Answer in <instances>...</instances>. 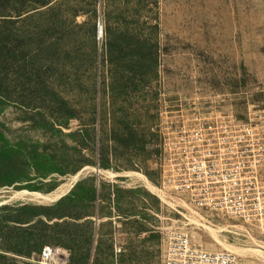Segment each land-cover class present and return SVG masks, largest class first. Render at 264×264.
Segmentation results:
<instances>
[{
	"label": "rangeland",
	"instance_id": "1",
	"mask_svg": "<svg viewBox=\"0 0 264 264\" xmlns=\"http://www.w3.org/2000/svg\"><path fill=\"white\" fill-rule=\"evenodd\" d=\"M66 1L81 11L64 14L75 26L57 72L41 59L39 92H18L17 68L12 92H0V145L22 159L44 152L39 167L0 187V221L65 215L43 218L65 220L47 244L66 250L67 264H163L172 229L204 250L233 252L238 264H264V150L253 149L264 136V0ZM69 106L81 114L63 125ZM79 129H89L90 149L67 136ZM85 156L96 164L79 165ZM195 182L245 216L194 207L174 186ZM70 183L57 200L17 194ZM195 219L227 228L213 234ZM17 257L39 264L38 255Z\"/></svg>",
	"mask_w": 264,
	"mask_h": 264
},
{
	"label": "trees",
	"instance_id": "2",
	"mask_svg": "<svg viewBox=\"0 0 264 264\" xmlns=\"http://www.w3.org/2000/svg\"><path fill=\"white\" fill-rule=\"evenodd\" d=\"M80 11L78 4H70L64 0H0V92L5 90L12 92V73L16 68L19 71V79L15 86L19 88L18 92H39L44 83L40 60H49L48 69L57 72L56 64L62 50L61 45L67 41L75 26L70 17L65 18L64 14L77 17ZM71 53V51L66 52L73 61L75 56H71ZM65 75L70 85L77 80L70 73ZM52 77L50 76L51 79ZM80 114L81 110L72 106L67 107L61 116L63 125H69L70 120L79 117ZM94 119L91 117L88 122L92 123ZM55 122L54 118L51 123L54 132L58 131ZM60 132L65 134L62 130ZM89 132V129H79L67 136L72 137L79 146L90 149ZM19 155L20 152L18 153L14 148L4 149L0 145V187L26 177L28 168L39 167V160L43 158L44 152L40 153L34 149L31 155L23 159ZM78 163L81 166L96 164L93 158L87 156ZM33 208L38 211L44 209L42 206H33ZM3 209L12 208L6 206ZM43 216L48 221H52L56 217L62 219L65 215H50L40 211L28 222V226L10 225L8 219L0 221V264H34L19 260L17 256L29 258L34 255L40 256L43 248L51 245L47 244V239L55 237L48 233L49 230L61 227L65 223L64 220L49 224ZM38 225L44 228L37 229ZM3 228H6V232L1 231ZM56 234L60 235L64 232L60 231ZM83 259L84 257H80L78 260Z\"/></svg>",
	"mask_w": 264,
	"mask_h": 264
},
{
	"label": "built area",
	"instance_id": "3",
	"mask_svg": "<svg viewBox=\"0 0 264 264\" xmlns=\"http://www.w3.org/2000/svg\"><path fill=\"white\" fill-rule=\"evenodd\" d=\"M99 34H103L104 29L100 24ZM254 145V143H253ZM253 149L264 150V136L257 137L256 146ZM219 180H217L218 182ZM195 183L186 186L175 184L179 191L188 190L191 194V202L194 207L199 209L224 211L230 217L245 216L242 212L234 210L229 202L231 199H210L203 190L197 191ZM212 188L215 186H211ZM116 253H121V246L115 247ZM69 253L59 247L46 245L43 248L37 262L39 264H67ZM163 264H238L237 255L230 251H207L193 243L190 233L186 230L172 229L166 233V244L163 250Z\"/></svg>",
	"mask_w": 264,
	"mask_h": 264
},
{
	"label": "bare ground",
	"instance_id": "4",
	"mask_svg": "<svg viewBox=\"0 0 264 264\" xmlns=\"http://www.w3.org/2000/svg\"><path fill=\"white\" fill-rule=\"evenodd\" d=\"M94 168V167H93ZM135 174H137L140 178L139 179H143L144 180V182H146V184H147V186H148V184L151 186V187H153V188H155L151 183H150V181L147 179V178H145L142 174H140V173H137V172H134ZM79 175H77V176H75V178H77ZM136 176V175H135ZM137 176V177H138ZM121 177V176H120ZM74 179V178H73ZM72 183V182H71ZM70 183V184H71ZM67 187V188H66ZM65 187V185L64 186H61L58 190H56V191H54V192H52V193H50V194H43V193H39V192H19V193H17V194H20V195H31V196H34V197H36V198H38V199H43V200H57V199H59V198H62V196H64L68 191H69V189L72 187V184L71 185H69V186H66ZM148 188H150V187H148ZM157 190V189H156ZM155 190V191H156ZM153 191V190H152ZM157 192V191H156ZM158 194H159V192H158ZM160 197V196H159ZM32 199V198H31ZM193 212V211H192ZM195 213V212H194ZM197 214V213H196ZM200 217H202V215H200ZM204 218V217H203ZM193 220V219H192ZM207 221V220H206ZM191 223V222H190ZM193 223H197V224H199V225H201V226H203V227H205V229H206V231L209 229V230H211V231H213V234L214 233H219V232H222V231H224L225 229L224 228H221V229H216V227L214 228L213 226H211V225H209L208 223H206V222H199V221H196V219H195V221H193ZM192 223V224H193ZM220 228V227H219ZM228 230V229H227ZM226 230V231H227ZM208 232H210V231H208ZM218 238V237H217ZM221 243V245L223 244L222 242H220ZM226 244V243H225ZM224 247V246H223ZM229 247V246H228ZM227 248V247H226ZM231 248V247H230ZM232 249V248H231ZM233 249H235L234 247H233ZM237 250V249H236ZM236 250H235V252H236ZM248 250H250V249H248ZM232 251V250H231ZM234 251V250H233ZM239 251V250H238ZM254 251H257V253H259V252H262V249H259V247L258 248H256V249H254ZM263 254V253H262ZM246 255V254H245Z\"/></svg>",
	"mask_w": 264,
	"mask_h": 264
},
{
	"label": "water",
	"instance_id": "5",
	"mask_svg": "<svg viewBox=\"0 0 264 264\" xmlns=\"http://www.w3.org/2000/svg\"><path fill=\"white\" fill-rule=\"evenodd\" d=\"M63 197V196H62ZM2 205V204H1Z\"/></svg>",
	"mask_w": 264,
	"mask_h": 264
}]
</instances>
